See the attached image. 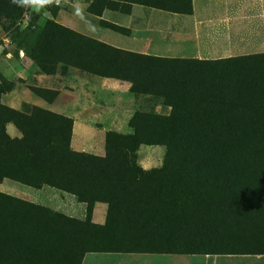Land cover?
<instances>
[{
	"label": "trees",
	"instance_id": "obj_1",
	"mask_svg": "<svg viewBox=\"0 0 264 264\" xmlns=\"http://www.w3.org/2000/svg\"><path fill=\"white\" fill-rule=\"evenodd\" d=\"M115 1L190 11V0H96L90 13L116 7ZM14 4L17 11L22 8L18 0ZM48 26L59 42L52 64L127 82L130 94L156 101L168 112L134 110L127 122L131 132H108L107 151L93 156L70 148L71 119L36 106L24 113L0 103V182L6 179L35 190L46 186L72 195L86 209L105 204L104 223H88L110 232L108 240H78L80 222L0 193V264H80L85 253L100 251L196 253L206 243L199 241V234L216 231L219 225L210 229L189 223L181 214L198 213L201 203L194 201L199 194L216 197L228 191V201L218 209L235 220L240 207L226 175L231 180L245 144L264 153V54L217 60L159 58L121 50L60 25ZM36 62L45 74L57 72L47 59ZM33 92L50 94L41 98L46 103L56 96L38 88ZM6 124L19 137L10 138ZM139 145L164 148L161 168L142 171L135 166Z\"/></svg>",
	"mask_w": 264,
	"mask_h": 264
},
{
	"label": "rangeland",
	"instance_id": "obj_2",
	"mask_svg": "<svg viewBox=\"0 0 264 264\" xmlns=\"http://www.w3.org/2000/svg\"><path fill=\"white\" fill-rule=\"evenodd\" d=\"M14 1L0 0V90L2 91L0 103L14 110L27 113L31 106L40 100L45 102L44 98H50V94L42 97L36 95L33 92L36 88L56 93L52 104L58 109L66 101L70 102L73 99L67 100L68 94L64 91H73L75 80L79 81L77 79L81 78L86 79L93 86L96 84L93 82L96 76L71 67L63 68L60 64L50 62L52 56L56 54L59 42L55 43L53 40L48 25H60L88 38L96 36L105 39V36L110 35L114 40L125 39L119 35L123 33L122 29L101 30L92 24L90 6L92 1L95 4L96 0H53L50 5L36 3L22 6L19 11L16 10ZM13 11H17L14 19ZM100 31L103 34H100ZM31 57L36 61L47 59L49 66L54 65L57 72L52 75L43 73L38 63ZM81 82L82 90H87L85 80ZM75 89L79 90V87ZM93 98L95 104L86 101L92 106L88 111H92L93 121L73 124L71 120L72 149H80L79 146H83V153L87 155H104L107 151L105 138L108 132L129 134L131 131L127 122L134 110L152 109L158 114L168 112V108L161 107L156 101L136 98L127 89L120 87L116 90L103 88ZM4 130L10 138L19 137V133L11 124H6ZM252 147L253 145L245 144L238 153L235 167L231 172L232 178L235 175L234 180L232 181V178L230 180L229 175H226V181L232 184L231 188L236 196L232 199H235V203L240 207L237 218L231 220L230 216L224 214V209H218L224 207L225 202L228 201V191H223V194L218 193L216 197L199 194L194 201L195 204L201 203L198 213L186 211L181 214L182 218L189 223L196 221L203 226L208 225L210 229L219 225L218 229L210 230L211 235L199 234L200 237H197L200 238L199 241L203 240L206 243L200 244L196 253L163 255L162 257H165L163 259L169 261V264H264V153L260 150L255 151ZM163 158L162 146L139 145L134 152L133 162L140 170L151 171L161 168ZM0 193L42 206L52 213L62 214L80 222L76 227L81 235L77 237L78 240L89 242L90 239L104 241L110 238V232L94 228L88 223L89 220L91 223L103 222L105 205L102 203H93L86 209L85 203L78 202L75 197L67 193L46 186L35 190L6 179L0 182ZM68 229L74 228L70 226ZM159 256L87 254L84 263L132 261L136 258L144 260Z\"/></svg>",
	"mask_w": 264,
	"mask_h": 264
},
{
	"label": "crops",
	"instance_id": "obj_3",
	"mask_svg": "<svg viewBox=\"0 0 264 264\" xmlns=\"http://www.w3.org/2000/svg\"><path fill=\"white\" fill-rule=\"evenodd\" d=\"M115 2L118 3L115 8H103L100 13H90V19L92 24L101 30H111L101 23L122 29V34L117 32L116 34L122 35L125 39L114 40L110 35L105 36V39L96 36L90 38L121 50L159 58L217 60L264 53V0H190V11L187 14L155 9L137 3ZM100 34L103 33L100 31ZM94 78L95 87L86 79L75 80L74 90L64 91L68 94L67 100L73 99L70 102L66 101L58 109L54 108L53 101L46 103L40 100L33 106L69 118L73 124L93 121V113L88 111L92 106L86 101L95 104L93 97L103 88L110 90L119 87L127 90L129 88L127 82L122 81L119 84L120 81L117 80ZM82 80L87 83L85 91L82 90ZM76 87H79V90L75 89ZM79 147L80 149H72L71 138L70 148L84 152L83 146ZM104 220L103 218L102 223L93 222V224L102 225ZM87 254L160 256L144 260L136 258L132 261L84 263ZM163 255L165 254L88 252L82 256L80 264H163L164 262L169 264V261L163 259L165 258L162 257Z\"/></svg>",
	"mask_w": 264,
	"mask_h": 264
},
{
	"label": "clouds",
	"instance_id": "obj_4",
	"mask_svg": "<svg viewBox=\"0 0 264 264\" xmlns=\"http://www.w3.org/2000/svg\"><path fill=\"white\" fill-rule=\"evenodd\" d=\"M18 3L22 6L34 5L36 3L50 5L53 3V0H18Z\"/></svg>",
	"mask_w": 264,
	"mask_h": 264
}]
</instances>
